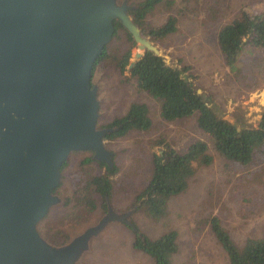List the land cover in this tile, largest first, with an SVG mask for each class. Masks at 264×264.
Instances as JSON below:
<instances>
[{"label":"rangeland","instance_id":"1","mask_svg":"<svg viewBox=\"0 0 264 264\" xmlns=\"http://www.w3.org/2000/svg\"><path fill=\"white\" fill-rule=\"evenodd\" d=\"M123 1L133 2L119 3ZM244 15L264 16V0H164L148 14L146 22L159 26L169 16L176 17V32L151 42L169 58L171 66L188 67L184 74L190 76L217 116L237 126L245 121L255 127L264 105V56L245 47L236 62L228 66L216 42L222 26ZM128 49L134 60L139 52L137 44L119 30L107 45V55L94 67L92 84L97 87L99 101L98 127L121 118L134 103L148 107L152 125L147 131L131 130L105 140L118 169L112 177L108 203L116 213L132 212L131 223L151 239L175 230L178 252L172 257V264H230L209 221L217 217L238 246L248 238L264 237V161L242 167L221 157L193 117L163 120L158 101L140 91L127 72L121 75L117 70L120 55ZM195 141L207 144L211 163L196 168L187 190L169 200L161 220H149L144 209L137 210L138 203L134 202L151 176L153 152L160 154L162 143L166 142L183 153ZM90 155L70 154L55 192L61 202L50 209L38 226L42 236L52 241L63 235L72 239L107 212V205L106 209L99 206L95 193H79L73 188L78 178L102 172L96 163L82 165ZM88 197L95 201V208L85 204ZM133 240V231L127 224L113 222L92 242L90 252L78 264H153L147 255L132 250Z\"/></svg>","mask_w":264,"mask_h":264},{"label":"water","instance_id":"2","mask_svg":"<svg viewBox=\"0 0 264 264\" xmlns=\"http://www.w3.org/2000/svg\"><path fill=\"white\" fill-rule=\"evenodd\" d=\"M119 0H0V264H78L113 222L130 227L132 212H107L63 245L38 231L61 167L72 152L112 166L99 128L93 67L120 22L137 44L169 58L144 37ZM132 64L129 65L131 67ZM171 66V65H170Z\"/></svg>","mask_w":264,"mask_h":264},{"label":"trees","instance_id":"3","mask_svg":"<svg viewBox=\"0 0 264 264\" xmlns=\"http://www.w3.org/2000/svg\"><path fill=\"white\" fill-rule=\"evenodd\" d=\"M162 2L164 0L127 2L128 5L134 6L128 12L133 23L139 27L141 34L149 36L151 41L162 40L177 29V19L174 16H169L159 26L147 24L148 14ZM113 25V37L122 30L132 44L134 43L132 35L119 21L114 20ZM216 42L228 66L236 62L245 47H251L264 56V16L244 15L222 26L217 33ZM106 49L107 46L94 66L107 55ZM117 70L121 75L127 72L128 78L136 82L140 91L158 101L163 120L170 122L193 117L196 126L209 137L214 150L221 157L242 167L264 161V105L255 127L245 121L239 122L240 125L237 126L217 116L203 94L198 93L197 88L190 81V76L184 74L188 71V67L178 68L167 65L163 58L150 51L133 60L131 50L128 49L120 55ZM151 125L148 107L145 104L134 103L124 116L101 128H118L117 131L107 133L104 137L105 140H112L131 130L147 131ZM162 146L160 154L153 152L151 176L134 202V204L138 203L137 210L143 208L145 215L151 221L161 220L166 215L169 200L187 190L196 168L200 165H209L212 161V157L208 154V146L202 141L193 142L183 153L176 151L166 142L162 143ZM66 163L67 161L62 165L61 172ZM91 163H96L102 172L85 179L78 178L73 188L79 193L89 194L92 191L100 200L99 206L106 209L112 192V177L118 169L114 162L109 167L94 160L93 155L82 161L83 166ZM59 187L60 185L53 191L54 194ZM94 203L95 201L91 202L89 197L85 200V204L91 209L95 208ZM209 225L212 234L227 254L230 264H264V237L248 238L242 246H238L221 226L217 217L211 218ZM129 228L134 234L131 245L133 251L144 253L153 264H172V257L178 252V233L175 230L151 239L140 233L134 224ZM40 235L42 236L41 233ZM42 237L53 245H63L71 240L67 235L55 241L46 236Z\"/></svg>","mask_w":264,"mask_h":264},{"label":"flooded vegetation","instance_id":"4","mask_svg":"<svg viewBox=\"0 0 264 264\" xmlns=\"http://www.w3.org/2000/svg\"><path fill=\"white\" fill-rule=\"evenodd\" d=\"M95 67V66H94ZM94 67H93V71H94ZM93 71H92V75H93ZM91 83H92V77H91ZM93 86H95L94 84H92ZM70 156V155H69ZM69 158V157H68ZM68 160V159H67ZM66 160V161H67Z\"/></svg>","mask_w":264,"mask_h":264}]
</instances>
